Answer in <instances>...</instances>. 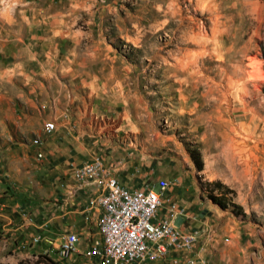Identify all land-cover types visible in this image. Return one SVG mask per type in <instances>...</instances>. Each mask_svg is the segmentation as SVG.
Masks as SVG:
<instances>
[{"label": "rangeland", "instance_id": "374dc122", "mask_svg": "<svg viewBox=\"0 0 264 264\" xmlns=\"http://www.w3.org/2000/svg\"><path fill=\"white\" fill-rule=\"evenodd\" d=\"M97 159L165 181L197 257L264 264V0H0V264H98L96 214L64 194ZM61 206L87 236L68 258Z\"/></svg>", "mask_w": 264, "mask_h": 264}, {"label": "built area", "instance_id": "2783aa9c", "mask_svg": "<svg viewBox=\"0 0 264 264\" xmlns=\"http://www.w3.org/2000/svg\"><path fill=\"white\" fill-rule=\"evenodd\" d=\"M55 131L53 121L44 124V134L37 136L36 143L32 144L39 149L37 160L43 158L40 151L43 136ZM72 175L77 188L94 185L97 189L88 200L86 219L93 210L98 240L90 241L82 255L95 258L98 264L154 263L171 256L182 257L183 264H210L195 255L203 233L183 228L186 223L183 210L164 195L169 189L165 181L146 189L128 188L98 159L76 166ZM79 242L76 233L67 232L58 248L61 258L79 252Z\"/></svg>", "mask_w": 264, "mask_h": 264}, {"label": "crops", "instance_id": "0c3cea01", "mask_svg": "<svg viewBox=\"0 0 264 264\" xmlns=\"http://www.w3.org/2000/svg\"><path fill=\"white\" fill-rule=\"evenodd\" d=\"M44 132V131H43ZM76 184L73 179V177L70 178L67 186V190H64V194L68 196L70 195V198H76L77 201H79L78 208H75V211L78 213H82V210L87 205L88 198L92 197L96 194V187L94 185H87L83 186L82 188L75 190ZM52 216L49 218L48 226H53V229L58 228L61 231H67V230H73L72 232L77 233L78 237L80 236L82 239L87 238V236H84L83 232L81 230L83 227L73 224V216L69 212H67L64 208V206L53 208ZM83 216L81 215L80 218ZM71 232V231H70Z\"/></svg>", "mask_w": 264, "mask_h": 264}, {"label": "trees", "instance_id": "16d2710c", "mask_svg": "<svg viewBox=\"0 0 264 264\" xmlns=\"http://www.w3.org/2000/svg\"><path fill=\"white\" fill-rule=\"evenodd\" d=\"M198 166H199V168H200V162H198ZM216 184L218 185V183H216ZM41 258L47 260L50 264H53L50 260L46 259L45 257H41Z\"/></svg>", "mask_w": 264, "mask_h": 264}, {"label": "bare ground", "instance_id": "6f19581e", "mask_svg": "<svg viewBox=\"0 0 264 264\" xmlns=\"http://www.w3.org/2000/svg\"><path fill=\"white\" fill-rule=\"evenodd\" d=\"M194 39H197V38H194ZM197 41V40H196ZM217 45V44H216ZM216 48V47H215ZM218 50V49H217ZM189 58V57H188ZM194 59V58H193ZM221 60V59H220ZM223 60V59H222ZM252 61V60H251ZM254 61V60H253ZM192 62V61H191ZM183 67V66H182ZM178 69H180V67L178 68ZM183 72V71H182ZM185 72V71H184ZM180 73V72H179ZM193 75V74H192ZM188 78V77H187ZM187 78H185V79H187ZM246 161H248V159H246ZM246 164H248V163H246Z\"/></svg>", "mask_w": 264, "mask_h": 264}]
</instances>
